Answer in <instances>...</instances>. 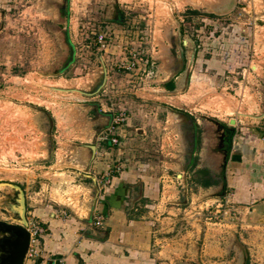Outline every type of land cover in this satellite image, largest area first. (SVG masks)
I'll return each mask as SVG.
<instances>
[{
	"label": "rangeland",
	"instance_id": "374dc122",
	"mask_svg": "<svg viewBox=\"0 0 264 264\" xmlns=\"http://www.w3.org/2000/svg\"><path fill=\"white\" fill-rule=\"evenodd\" d=\"M188 37L198 48L189 84L158 101L171 104L165 114L187 113L212 137L218 122L235 132L264 129V118L246 116L264 113V0H0V183L22 189L27 222L40 220L37 210L46 208L85 216L96 189L84 176L92 175L83 171L86 156L75 144L96 142L105 125L97 122L102 108L127 118L131 100L161 96V80L183 70L184 84L192 51ZM101 59L110 80L103 102L52 89L90 90L101 76ZM146 108L139 110L145 114ZM185 120L177 128V118L170 117L166 126L180 129L184 139L194 130ZM182 187L179 200L185 216H193V240L203 242L228 222L213 215L220 197L196 202L199 190L193 186L185 200ZM17 200L18 192L0 187V220L17 218L6 204ZM182 223L183 233L191 231V223Z\"/></svg>",
	"mask_w": 264,
	"mask_h": 264
},
{
	"label": "crops",
	"instance_id": "0c3cea01",
	"mask_svg": "<svg viewBox=\"0 0 264 264\" xmlns=\"http://www.w3.org/2000/svg\"><path fill=\"white\" fill-rule=\"evenodd\" d=\"M181 75L179 71L161 80L157 92L161 96L156 100H131V114L113 133L109 128L114 113L102 108L105 114L97 122L105 123V128L96 138V158L89 172L96 189L91 207L80 217L64 208L37 210V221L46 233L37 262L26 260L25 264H39V260L48 264L53 259L63 264H243L242 247L248 254L247 264H264V129L237 128L223 169L224 158L215 148L212 131L187 113L165 114L171 104L158 102L181 88ZM168 82L175 85L173 90ZM109 85L108 77L95 96L98 101L106 100L102 97L108 95ZM147 106L145 114L139 110ZM170 117L177 118V128L189 118L194 128L191 136L184 133L182 139L180 129L178 133L169 130ZM113 138L119 143L114 144ZM191 142L193 149L188 150ZM117 168L121 171L116 172ZM202 169L210 171L213 184L209 187L195 181ZM181 186L185 200L193 186L199 190L193 194L196 202L226 189L236 215L207 233L200 244L198 236L193 240V216H185L181 207ZM100 215L103 226L96 227L94 218ZM185 220L192 227L183 233ZM194 246H200L199 253Z\"/></svg>",
	"mask_w": 264,
	"mask_h": 264
},
{
	"label": "water",
	"instance_id": "95a60500",
	"mask_svg": "<svg viewBox=\"0 0 264 264\" xmlns=\"http://www.w3.org/2000/svg\"><path fill=\"white\" fill-rule=\"evenodd\" d=\"M119 20H121V18ZM181 36H182V32H181L180 24L178 23V36L177 37L179 38ZM188 40L192 45V51H191L190 59L188 62V68L186 71L185 82L183 84L182 89L174 90V91L170 92L172 94L184 92L187 89L188 84H189V80H190V76H191V69H192L193 63L195 61L198 48H197L195 41L191 37H188ZM183 44L184 45L180 46L182 53H184L186 50L185 46L187 44V41L185 40ZM101 65H102L101 76L95 82V84L91 87L90 90L79 89L77 86L69 87V88L53 87L52 89L59 91V92H64V93L76 92V93H80V94L87 96V97H94V96L98 95L105 88V86L107 84L108 69H107V66H106L103 59H101ZM59 74H60V72L58 71V72L53 73V74H45V75L46 76H50V75L58 76ZM246 116H251V117H254L257 119H261V118H264V113H262L261 116H255V115H246ZM217 124H220V123L218 122ZM235 124H236V120L232 119L230 121V125H235ZM98 134H99V132L96 133V138H97ZM75 146L80 148L81 153L86 156L87 167L85 169H83V171L85 173H89L91 170V166H92V164L96 158L97 146H96L95 142H93L91 144H75ZM232 146H233V139H232V143H231V148H232ZM229 153H230V151L228 150L224 159H223V162H222L223 169L225 168V166L227 164V161H228V158L230 155ZM86 176L91 177L88 175H86ZM0 187H7V188H10V189L18 192V200H17L16 204L6 203L8 210L12 214H14V216L17 218L13 219L12 223H8L6 221L0 220V264H25L31 237H30V233H29L28 228H27V226H28L27 221L25 220L26 205H25V200H24V196H23V191L18 186L10 184V183H0ZM224 195H225V192H222L220 190L218 192H214L212 194H209L208 198L223 197ZM16 206H17L16 210L12 209V207L16 208ZM18 208H21V209H18ZM74 214L77 215L76 213H74ZM77 216H79V215H77ZM197 250L199 253L200 252V246H198ZM242 250L244 253V263L243 264H247V252L245 251V249H243V247H242Z\"/></svg>",
	"mask_w": 264,
	"mask_h": 264
},
{
	"label": "built area",
	"instance_id": "2783aa9c",
	"mask_svg": "<svg viewBox=\"0 0 264 264\" xmlns=\"http://www.w3.org/2000/svg\"><path fill=\"white\" fill-rule=\"evenodd\" d=\"M105 37L106 36L104 34H101L98 37V43L103 44V42L105 41ZM131 64L132 63H129V65H131ZM125 120H126V117H125L124 113H122L118 117L114 118L113 124L109 128V133L115 132V130L117 129V126L122 124L123 122H125ZM112 141L114 144L119 143L117 138H113ZM120 171H121V168L116 169V172H120ZM216 209L217 210L213 213V215L216 216L217 218L218 217L221 218V221H226V220L229 221L232 217H234L236 215V210L233 208V206H231V203L226 196L222 197V198L220 197V201H219V204L216 206ZM212 217L213 216H211V217L209 216L208 219H212ZM103 222H104L103 216H101V215L95 216L94 225L96 227H102ZM27 228H28V231L30 233L31 239H30V246L28 249L26 260H34L35 262H37V259L41 255L40 240L44 236V234L46 233V229L43 225L38 223L37 220H33V221L29 222ZM48 264H63V262L60 259H53V260H50V262H48Z\"/></svg>",
	"mask_w": 264,
	"mask_h": 264
},
{
	"label": "flooded vegetation",
	"instance_id": "af4514ba",
	"mask_svg": "<svg viewBox=\"0 0 264 264\" xmlns=\"http://www.w3.org/2000/svg\"><path fill=\"white\" fill-rule=\"evenodd\" d=\"M64 11H65V8L61 7L60 12L62 13ZM115 20H116V22H119V18L116 17ZM119 23H121V22H119ZM182 72H183V70L180 71V73H182ZM183 115H185V114H183ZM185 116H187V114ZM217 125H218V127H217L216 133H215L216 137L214 136L213 140L215 142L214 144H215V148H216L217 152L219 154H221L224 158L227 151L229 150L228 149L229 145H231L229 137L232 136L233 130H232V127H228V125H225L223 123H220ZM217 132L218 133L220 132L222 134L217 135L218 134ZM212 134H214V132H212ZM8 223H12V222H8Z\"/></svg>",
	"mask_w": 264,
	"mask_h": 264
},
{
	"label": "trees",
	"instance_id": "16d2710c",
	"mask_svg": "<svg viewBox=\"0 0 264 264\" xmlns=\"http://www.w3.org/2000/svg\"><path fill=\"white\" fill-rule=\"evenodd\" d=\"M191 14L198 16V15H200L201 13H200L199 11H197V10H194V11L191 12ZM185 51H186V50H185ZM167 87H168L170 90H173V89L175 88V85H174V84H171V82H168ZM232 130H233V134H232V136L229 137V139H230V143H232V139L234 138V136H235V134H236L234 128H232ZM228 149L231 150V145H229ZM195 166H196V164H195ZM209 175H210V171H209V170H207V169L199 170V171L195 174V181L199 182V183H200L202 186H204V187H209V186H211V185L213 184V182L211 181ZM223 188H225V186H223ZM225 190H226V189H223L222 192H225ZM224 196H225V195H224ZM224 196H223V197H224ZM38 263L40 264L41 261L39 260Z\"/></svg>",
	"mask_w": 264,
	"mask_h": 264
},
{
	"label": "bare ground",
	"instance_id": "6f19581e",
	"mask_svg": "<svg viewBox=\"0 0 264 264\" xmlns=\"http://www.w3.org/2000/svg\"><path fill=\"white\" fill-rule=\"evenodd\" d=\"M19 209H21V208H19Z\"/></svg>",
	"mask_w": 264,
	"mask_h": 264
}]
</instances>
